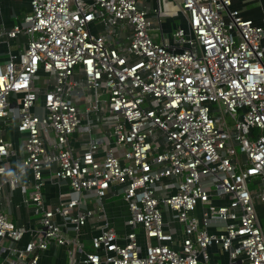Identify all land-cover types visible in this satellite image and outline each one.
I'll return each instance as SVG.
<instances>
[{
	"label": "built area",
	"instance_id": "obj_1",
	"mask_svg": "<svg viewBox=\"0 0 264 264\" xmlns=\"http://www.w3.org/2000/svg\"><path fill=\"white\" fill-rule=\"evenodd\" d=\"M27 2L0 27V264L49 244L69 264H264V17L232 0ZM45 174L69 192L47 202ZM7 190L34 228L11 220ZM109 194L129 211L120 235Z\"/></svg>",
	"mask_w": 264,
	"mask_h": 264
},
{
	"label": "crops",
	"instance_id": "obj_2",
	"mask_svg": "<svg viewBox=\"0 0 264 264\" xmlns=\"http://www.w3.org/2000/svg\"><path fill=\"white\" fill-rule=\"evenodd\" d=\"M165 5L171 9L170 3L166 2ZM232 7L239 10L240 15L243 18L252 19L256 23H261V20L264 17V0H232ZM27 11V0H0V27L10 28L16 24ZM181 17L182 16L178 12H174L166 18H163L164 30L169 31L170 28L177 26ZM177 18L179 19L178 22L177 20L174 21ZM19 137L18 133H7V138L13 142L16 150V157L13 159H19L18 156L22 150L21 145L19 144ZM84 141V138L81 139V144L84 145ZM73 146L78 147V145L75 144H73ZM28 176L30 177V173ZM44 177L45 184L43 188V196L47 202H53L59 194L69 192L66 183L54 181L52 179L50 180L48 174H45ZM88 203V206L91 208L93 202ZM1 204L13 222L23 224L27 228H34L37 225L36 217L32 211V205L30 203H24L21 200L18 190H14V192H11L10 194L7 190L6 197L3 198ZM104 209L109 224L119 235L122 234L126 229L124 221L129 217V211L125 201L118 198V196H112L109 194L104 200ZM97 224L98 221L93 218L88 220V222L81 227L79 238L83 240L85 248L90 246V237L97 233L98 230L95 229ZM69 233L72 235L71 232ZM69 263L70 257L68 247L64 245L49 244L46 250L40 254L37 264ZM73 264L83 263L80 261H74Z\"/></svg>",
	"mask_w": 264,
	"mask_h": 264
},
{
	"label": "rangeland",
	"instance_id": "obj_3",
	"mask_svg": "<svg viewBox=\"0 0 264 264\" xmlns=\"http://www.w3.org/2000/svg\"><path fill=\"white\" fill-rule=\"evenodd\" d=\"M176 20L178 22L179 19L177 18L174 21H176ZM226 120L228 121V123L231 122V119H230V117L228 115H226ZM29 190L30 189H28V191ZM118 198H120V197H118ZM35 217H37V215H35ZM262 224L264 226V219L262 221ZM212 262L213 263L217 262L218 264H226V258H225V256L223 254H219L218 256H216V258H213Z\"/></svg>",
	"mask_w": 264,
	"mask_h": 264
},
{
	"label": "clouds",
	"instance_id": "obj_4",
	"mask_svg": "<svg viewBox=\"0 0 264 264\" xmlns=\"http://www.w3.org/2000/svg\"><path fill=\"white\" fill-rule=\"evenodd\" d=\"M9 175H12V173H9Z\"/></svg>",
	"mask_w": 264,
	"mask_h": 264
}]
</instances>
